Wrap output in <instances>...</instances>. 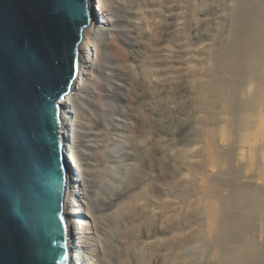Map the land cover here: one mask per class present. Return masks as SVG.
<instances>
[{"label":"bare ground","instance_id":"6f19581e","mask_svg":"<svg viewBox=\"0 0 264 264\" xmlns=\"http://www.w3.org/2000/svg\"><path fill=\"white\" fill-rule=\"evenodd\" d=\"M92 1L94 3V10L96 12V16H95V19L92 20L88 28H86L83 31L82 42L80 44V52H79V70L77 73V77L72 85L70 93H68V95H66L65 99L63 100L64 106H63L62 115H61L63 119V131H64L63 132L64 134L63 150L65 151L66 161L68 164V171H69V174L71 175V179L69 180L68 189H67V193L65 197L66 199L65 200V212L67 214L68 222L71 228V235H70V241H69L70 261L68 264H102L106 261L103 259L105 256V250L103 248H100V245H98L97 243H95V241L92 240V236H93L92 228L90 226L88 219L85 218L87 216L86 210L84 209L85 207L84 205V186H85L84 184L85 183L84 182L85 181H84L83 173H82L83 172L82 165L84 164L83 161L85 159V156L80 150L79 145L77 144V137H75L76 133L74 131L75 130V120H76L75 118L76 110L74 106H76L75 104H76V100L78 99L77 96H79L78 95L79 93H82L89 89L90 90L93 89V91L101 90L102 95L99 94L101 99L103 97H106L112 100L111 98L112 94H111L110 89L103 86V84L98 79L97 73L95 71L96 69L94 68L93 70V68H91L93 64L97 65L98 62L100 61L109 62L111 64L113 63L115 74L118 80L120 81L118 88H117L119 93H113V94L117 96V99L119 101H126L128 104L127 107H129V114L126 117V119H127L128 128L131 130V132H133L135 135L136 133H138L139 134L138 138L140 137L146 138L147 137L146 133H149V129H153L152 131L154 132L155 136L158 137L156 139H150L148 141V144L146 142V145H145V147L147 148L153 147L152 151L149 150V152L151 151L150 155L153 156L155 163L153 164L154 174L152 173V175H149L147 179L143 178V179H140L139 181L141 182V184H143V188L147 187V191H145L146 189L144 190L145 192H143L142 190L144 196L141 194L142 192L140 191L141 193L139 194L141 195L140 196L138 195V198L136 196L134 198V193H133L134 191H131L130 189H126L120 194L110 193L107 195V200L103 205V210H108V209L113 208V206L116 204V201L123 194L124 196H126L125 198H129L130 203H133V205H135L134 202L139 203V201L144 200V203H142V205L141 203H139L135 207L134 206L132 207V204L130 206L128 203L129 208H127L128 211L126 214L127 215L126 219L128 223L131 224L132 222H135L140 218L146 217L144 216L146 213V212L144 213L145 211L144 209L145 207L148 208L147 210H149V213H150V214L147 213L148 221L150 222V218L154 216L155 219L161 223L160 225L156 226L152 230V232L154 233L153 236L158 238L159 249L162 251V255H163V258L157 259L155 264H160L162 260L163 262L167 261L165 264H177V262L180 261L182 256L178 254L179 253L178 250H177L178 253L176 252V249L183 248L189 244L196 245V243L199 240L198 228L196 225L197 222L195 220L196 212L194 213L192 211H188V208L195 207L196 204H199L198 201L200 199L198 198L199 194L196 192L195 188L192 186V182L190 180L181 181L179 184L175 183V181L179 180L181 175H185V174L192 175L193 173L197 174L198 169L196 171V168H198V166L203 165V164L190 163L188 164L187 167L191 170H189L188 172H184V171H179V169L177 168L176 169L171 168L172 164L170 166V163L165 158V151H164L165 144L163 140L162 142L159 140V137L164 130V121H162V125L160 124L155 125L154 121H152L149 118V114L151 112L153 99L155 98L158 91H160V87L169 88V87H173V85L155 86L153 89H148L146 77H149V75L151 74V75L156 76V78L158 79L159 75L161 74L154 73L152 70L154 68L160 67L161 65H166L168 62L159 60V57L163 55V53L156 52L154 51V49L157 47H161L162 45L157 43L156 41H150V37L152 36V33L147 31V29L152 28L153 31L158 34L156 22L160 21L159 19L163 16H164V21L167 24L169 25L174 24L178 18L176 16L169 15V13L179 12L181 11V9L175 6L167 7V5L169 4L174 5L176 3L185 2V0H92ZM195 3H197L196 0H195ZM164 11L166 14H163ZM193 11H195V9H193ZM185 15L187 16L188 13L186 12ZM256 21L258 23L255 24V28H256L255 33L248 32L249 35H246L248 36V38L245 36L247 39V40L245 39L246 42L242 41L240 43V44L243 43V46H244V43L246 45L244 46L245 49L243 48L244 50H243L242 55H240L242 51H240L239 53V49H238L239 47L238 46L236 47V45L239 44V43H236L237 42L236 41L235 47L234 45L232 47H228L227 48L228 51H226V53H223V55L220 56V59H218L217 66L214 67L216 69L213 68V70H215L213 74L215 75V77H217V80L213 79L215 78L213 77L212 79L214 80V82L211 80L212 83L209 82L208 84L207 80H205L207 84H203L206 82H203V83L197 82L195 84L196 91L198 93H200V91H203L207 96L206 99L205 98L203 99L202 97L204 101L203 100L201 101V102H204V103H201L203 106L204 104L207 105V108H206L207 110L214 109V108H210L211 106L217 108L216 105L218 104L214 100L216 99V97L220 99V104H221L220 106H224L227 103V101H229V97H230L228 94L230 91L229 92L227 91V89L230 88V87L227 88L228 79L225 80L224 76L230 73H231L230 75L234 76V72L237 73L241 71V68H244L242 69V72L239 73V75L237 74V77L239 79L240 77L242 78L243 86L246 83H250L251 84L250 87H252L253 90L249 96L247 95V97H249L248 99L245 97L244 95L245 93L243 92L244 93L243 95L245 97V98L243 97L244 101L245 99H247L246 101L247 102L249 101V102L248 104H245L246 103L245 102L244 104L239 106V109L237 111L240 110L239 111L240 113L238 115L239 119H236L238 124L236 123L237 129L235 130H237L236 134H238V143L245 142V145L247 143L246 141L249 142L247 144H250V142L252 144V142H254L255 133L257 129L259 128L258 123H260V121L261 122L264 121V119L262 120V116H257L258 113L256 114V108H258V105L261 104L262 101H264V75H262L263 73L261 72L262 76L261 75L259 76V73H260L259 69L260 71H261V68L264 69V18L261 17V19L259 18V21L258 20ZM159 27L162 28L163 25H159ZM193 28L195 30H198L195 28V24H193ZM240 34L243 36L245 35L244 32ZM189 35L191 36L193 35V33L190 32ZM150 44L151 46H149ZM247 45H250V46L247 47ZM121 49L124 52L123 51L120 52ZM184 55H187V53H185ZM131 63H140L139 68H141V65L143 66L140 72L142 73V75L137 76L136 74H134L138 72L136 71L135 68L131 66ZM170 63H171L172 69H180V71L191 72L192 71L191 69H193L194 67V60L186 62L183 66H181V64L176 60H171ZM255 70H258V71L253 72ZM207 72H210V70L209 71L206 70V73ZM204 73L205 71L203 72V74ZM206 73L204 75L208 76L207 75L208 73L207 74ZM251 73H255L254 74L255 76L257 75L256 73H258L257 75L258 77L254 78V75H251ZM172 74L175 75V72H172ZM190 75H193L192 77H195L196 74L191 72ZM228 78H231V77H228ZM235 78L233 77L232 79H235ZM235 83H237V81ZM240 83L241 82H239V84ZM175 87H179V86L177 85ZM161 92L164 93L167 91H161ZM247 92L249 94L250 91H247ZM237 93L239 94V92ZM201 94L203 93L201 92ZM237 98L238 97H236V99ZM216 101L218 100L216 99ZM230 103L232 102L230 101ZM206 105L204 107H206ZM231 107H233V105ZM261 108L262 106L260 107V109ZM233 110H235V108ZM212 111L210 113H212ZM225 111L227 112V110ZM228 112L230 111L228 110ZM259 112H261V110H259ZM164 114H165L164 112L159 111L157 112V117L163 120ZM261 124L262 123H260L259 126ZM202 128H200L201 130L199 129V131L196 133V136H195V139L197 140L199 139L198 140L199 144L195 143L194 145V147H196L195 148L196 151H195V154L193 153L194 155L191 158V160L193 161L198 160L201 156L200 153L201 152L203 153L204 151V149L203 151H199L197 147H209L210 144H208L207 142L210 141V139L211 140L214 139L211 135L213 134L212 132L206 133L207 131H210L209 129L207 130V127L206 129L205 128L202 129ZM233 129L230 128L229 130H233ZM222 132L224 134L226 133V135H229L227 134L229 132H226V131H222ZM205 133L206 134L210 133V136H211V138L209 139V136L207 135L208 136L207 139H209L207 141L205 139H202L203 136H205L204 138H206V135H204ZM218 134H216V136L214 135L216 139H217ZM224 134H221V135H224ZM226 137L227 136L225 135L223 136V138L225 139V140L223 139L224 141L228 139ZM228 141L232 142L230 141V139ZM213 142H215V140ZM242 145L243 144H241V146L240 145H237V146L242 147ZM95 146L97 147L98 144H96ZM259 147L261 146L259 145ZM262 147L264 148V145H262ZM262 147H261V151H263ZM210 150H211L210 148L208 149V151L205 150L203 155L205 157L210 156L209 155L211 154ZM213 151L216 153L215 149L214 150L212 149V153L215 155ZM256 151H259L261 153L259 149ZM208 152L210 153L208 154ZM255 153L256 152L254 151V154ZM213 154L211 156H214ZM257 155H255V157ZM259 155L261 156L262 154H259ZM215 156L207 157V158H210L209 160L212 161V158L214 159L218 158V156L217 157ZM221 159H219V161ZM253 162L254 160L252 161V163ZM146 164H147L146 166H149V162ZM258 164L260 165V163ZM203 167L204 165L201 166L200 168H203ZM135 171L134 172L132 171L133 174L134 173L138 174V172H140L139 170H135ZM133 174H131V181H132V178L133 180L136 178L134 177ZM212 177L214 179L215 176H212ZM208 181L209 183L208 182L206 183L210 184L211 186V183H210L211 181L210 180ZM221 182L219 181V183ZM90 183H91L90 185L92 186L93 185L92 182ZM161 185H168V186L161 187ZM220 188H221V185H220ZM216 191L217 190L214 191V194L216 193ZM218 193L219 191L217 192V194ZM170 195L171 197H169ZM149 197L151 198L149 199ZM158 200H163L165 201V203H157ZM189 201H192L193 203L189 204ZM214 202H212L210 205L205 204L207 207L205 211L207 210L209 214L210 220L209 219L208 220L211 222L212 229L217 224V216H218V207L214 204ZM214 229H216V227ZM141 255L144 257L146 261H148L147 258H145L147 257L145 253H142ZM110 261L111 260L109 259L108 262L106 261V263L110 264Z\"/></svg>","mask_w":264,"mask_h":264},{"label":"rangeland","instance_id":"374dc122","mask_svg":"<svg viewBox=\"0 0 264 264\" xmlns=\"http://www.w3.org/2000/svg\"><path fill=\"white\" fill-rule=\"evenodd\" d=\"M196 2L197 4H201V3H206L207 0H196ZM225 2H227V0H225ZM247 2L256 4L259 2V0H247ZM254 13L256 17L255 19V24H256L258 23L256 20L259 21V18L261 19L260 9L259 8L254 9ZM163 14H166L165 11L163 12ZM196 14H197L198 19L203 20L204 15L206 13L203 10H201L197 12ZM238 16H239V12L237 10H233V17L237 18ZM159 20L160 21L164 20V16L161 17ZM244 26L245 25L241 24L239 19H236V27L234 28L232 35L228 39L221 40L218 44L213 46V50L210 53L202 50L200 53L196 54L197 56H203L204 59L194 60V67L193 69H191L192 71L191 70L190 71L192 73H195L196 75L195 77H192L193 75H190L191 72H188L191 78L190 85L188 88L182 89L181 93H175V90L173 92H164V93H162L161 91H158L155 98L153 99V102L166 100L174 96H180L182 93L192 95L193 93L191 89H196L195 84L197 82L203 83V82H206L205 80H207L209 84L211 80L213 82H214L213 79L217 80V77H215V75L213 74L215 71L213 70V68L217 66L218 59H220V56H222L223 53H226V51H228L227 48L232 47L233 45L235 47V44L239 43L238 45H236V47L237 46L239 47L238 48L239 53L240 51H242L240 54L242 55L243 50L245 49L244 46L246 45L244 43V46H243V43L242 44L240 43L242 41L246 42L247 40L246 37L248 38V36L246 35H249L250 33L247 30V27H244ZM200 27L203 28L204 25L202 24ZM242 32H244L245 34L244 36L240 34ZM239 36L240 37L242 36L243 38L242 37L240 38ZM210 40H211V37L205 36L200 41V43H203L207 47L209 46ZM250 45H247V47ZM122 51L123 50L121 49L120 52ZM100 62H98L97 65L93 64L91 68H93V70L94 68L96 69L95 71L97 73L98 79L103 84V86L110 89L111 94H112L111 95L112 100L106 97H103L101 99L100 97V95H102L101 90L93 91V89L91 90L89 89L87 91H84L78 94L79 96H77L78 99L76 100V104H75L76 106H74L76 110L75 111L76 120H75V130H74L76 133L75 137H77V144L79 145L80 150L85 156V159L83 161L84 164L82 165V171H83L82 173H83V178L85 181L84 182L85 183L84 184L85 185L84 186V205H85L84 209L86 210V213H87V216L85 218L88 219L90 226L92 228V234H93L92 240L95 241V243H97L98 245H100V248H103L105 252L107 249H110L112 247V244H115L117 246L120 245V240L112 239V236L109 235L110 232L113 235H116L118 233L114 232L113 230L123 229L125 227H127L128 229L136 230L138 232V236L134 237V239H137L143 245L147 246V248L144 251H142L141 254L147 252L149 249L154 251L156 253L155 256L150 257L147 255V257L145 258H147L148 261L150 260V264H155L157 259L163 258V255H162V251L159 249L158 238L153 236L154 233L152 232V230L153 228L160 225L161 223L158 222L154 216L151 218L149 217L150 222L148 221L147 213H149V210H147L148 212L143 210L144 213L146 212L144 216H146L147 218L146 217L140 218L137 221L132 222L131 224L128 223L126 219L127 217L126 214L128 211L127 208H129V205L131 206L132 204V207L137 206L139 203H141L142 205V203H144V200H141L143 202L139 201V203L134 202L135 205H133V203H130L129 198H125L126 196H124L123 194L116 201V204L113 206V208L108 209V210H103V205L107 200V195L110 193L120 194L124 190L130 189L131 191H134L133 192L134 198L135 196L138 198V195L140 196L141 194L144 196L143 192L147 191V187L143 188V184H141V182L139 181L140 179H143L145 175L147 177L149 176L147 175L148 166H146L147 165L146 163H148L149 161L141 160V158L135 152V144L128 142L130 137L135 136L138 138L139 134L136 133L135 135L128 128L126 117L129 114V107H127L128 105L127 102L119 101L117 99V96L113 94V93H119L117 88L120 83V81L118 80L115 74L113 63L111 64L109 62H104V61H100ZM206 64H208L209 66L205 67ZM139 65L140 63H131V66L135 68L138 73L141 72V68L143 67L141 65V68H139ZM242 69L244 68H241V71L237 73L234 72V76L230 75L231 73L228 74L230 76H228L227 74H226L227 77L226 75L224 76L225 80L228 79L227 88L228 87L231 88V89L228 88L229 90L227 89L228 92L230 91L228 93L230 97H229V101H227L228 104L226 103L224 106H220L221 105L220 99L216 97L218 101H216V99L214 100L218 104L216 105L217 108L211 106L210 108H214V109L207 110L206 109L207 105L204 104V106L206 105V107H204L201 104V103H204L201 101L204 98L206 99L207 97L206 94L203 91H200V93L196 91V95L199 96V99L196 101V103L200 104L204 109L207 110V112L209 111V113L213 110L212 114L216 113L218 110H222V113L225 117V119L223 120H219V121L212 120L211 122L205 121L202 123L201 128L203 127L206 129L207 127V130L209 129L210 131H207L206 133L212 132L213 134L211 135L214 138L211 140L210 133L209 134L205 133L204 135H206V138H204L205 136H203L202 139H205L206 141L210 139V141H208L207 143L215 147L213 146L211 147L209 145V147H197V148L199 151H203L204 149L203 153L205 152V150L208 151V149L210 148L211 154H209L210 152H208L210 156H206V158L214 157L216 155L215 157L218 156V158L217 159L212 158V161L216 160V162L218 163L221 157L223 159V156H220L221 154L218 153L216 146L219 144L220 140L224 139L223 138L224 135L227 136L226 138L228 139L225 141L226 143L220 144L219 146L226 147L229 150L230 155L234 156L237 160H243L245 162V167H247L248 164L249 166H252V168L254 167L253 172L248 173V174L250 177L256 176L258 179V174L261 171V166L264 165V155H261V156L259 155V154H262V152H264V148L262 147V145L264 144L257 143V141L264 138V124H263L264 121L263 122L260 121V123H262L260 126H259L260 123H258L259 128L257 127L258 129L255 133V139H254V142H252V144L255 147L251 144V142L250 144H247L249 143L248 141H246L247 142L246 145H245V142L238 143V134H236L237 130H235L237 129L236 127L238 124L236 119H239L238 115L240 113L239 112L240 110L239 111L237 110L239 109V106H241L245 102H246L245 104H248L249 101L247 102L246 100L249 97H247V95L249 96L253 90L252 87H250L251 86L250 83H246L243 86L242 78L240 76H239L240 79L237 77V74L239 75V73L242 72ZM262 69L263 68H261V71L259 69V72H260L259 76L261 75V72L263 73L262 75H264V69L263 70ZM206 70L207 71L210 70V72H207L208 73L207 74ZM204 71L208 76L204 75L205 73L203 74ZM257 71L258 70H255L253 72H257ZM254 74L255 73H251V75H254ZM256 74L258 75V73ZM209 75H211L212 77ZM257 75L256 76L254 75V78L258 77ZM228 77H231V78H228ZM233 77L234 78L236 77V78L232 79ZM236 81L237 83H235ZM207 82L203 84H207ZM239 82H241L240 83L241 85L239 84ZM234 90L235 91L237 90V91L235 92ZM247 91H250L249 94ZM201 92L203 94H201ZM237 92H239V94ZM243 94L247 98L245 99V101H244L245 97ZM236 97H238L240 100L238 98L236 99ZM235 99L238 101H236ZM230 101L232 103H230ZM169 102H172V101L169 100ZM261 104L258 105L259 109L256 108V114L258 113L257 116H262V120H263L264 119V116H263L264 115L263 113L264 101H262ZM232 105L235 108V110H233L234 108L231 107ZM261 106L262 108L260 109ZM184 107L185 109L188 108L187 105H185ZM225 110H227V112L229 110L230 111L228 112L229 114ZM259 110H261V112H259ZM159 111L165 113L163 120L157 117V112ZM187 117H188L187 111L182 112L180 109H177V108H169L166 104H163V103H156L155 107H153V103H152L149 118L152 121H154L155 125L157 124L162 125V123H158V122L164 121V130L162 134L160 135L159 140L161 142L162 140L164 141L165 158L170 163V166L172 164L171 168H174V169H176V167L174 166L172 158L169 155V151L171 149H177L179 150L180 155L183 156L190 149L196 148L194 147L195 143L199 144V141H198L199 139L198 140L195 139L196 133L199 131V129H197L196 131H193V128L195 127L194 124L185 123L183 126H180V121L186 119ZM230 128L231 129L234 128V129L229 130ZM173 129L175 130L173 131ZM222 131L229 132L227 133L229 135H226V133L224 134ZM216 132H218L219 134ZM216 134H218L217 139L215 137ZM221 134H224V135H221ZM207 135L209 136V139H207L208 137ZM146 136L150 137L149 139L146 140L147 144L150 139L158 138L157 136H155L153 131L151 132L149 131V133H146ZM140 138L143 139V137H140ZM229 139L232 142H229L228 141ZM214 140L215 142H213ZM96 144H98L97 147L95 146ZM241 144H243L242 147H240ZM237 145H240V146H237ZM259 145L262 147L263 151H261V147H259ZM255 148L256 150L259 149L261 153L259 151H256ZM148 149L152 151L153 147H148ZM212 149L213 150L215 149L216 153L213 151L215 155L212 153ZM254 151L256 152L255 154H254ZM150 152H149V155H150ZM193 153L195 154V151H192L190 153L189 159L192 158V156L194 155ZM203 153L201 152L200 154H203ZM257 153L259 156L257 155ZM212 154L214 156H211ZM255 155L257 156L255 157ZM253 160L254 162L252 163ZM258 163H260V165ZM201 166L203 165H200L198 166V168H196V171L198 169L197 174H201V172L203 173L204 167L200 168ZM187 168L188 167H182V168L180 167L179 171L188 172L189 170H191ZM135 170H139L140 172H138V174L136 173L133 174ZM151 172L153 173V165L151 166ZM220 173H219L220 175L219 174L217 175L216 173L212 174V176H215L214 177L215 180L213 179V177L209 179L211 181L210 182L211 186L210 184L206 183V182L209 183L208 180L205 181V183L209 185V187L214 188V189L211 188L213 192L217 190L215 195H217L219 199L214 200L215 202L214 201L213 202L218 207V216H217V224H216L218 226L216 225L214 226V228L216 227V229L213 228L215 230L214 232V230L211 228V222L209 221L210 220L209 214L207 210L205 211V209H207L205 204L202 208L198 209L199 211L198 210L195 211L196 213L195 212L194 213L196 215L195 214L194 215H195V220L197 222L196 225L198 228L199 240L196 243V245L189 244L183 248L176 249V252L178 250L179 253L178 252L177 253L182 256V258L180 259L179 262H177V264H264V201H263L264 193H260L259 191H257L261 187V185L256 182H253L251 184L248 183L247 181L239 182L235 174L233 173V171L228 167H224L223 171ZM131 174H133L134 177H136L134 180L132 178V181H131ZM219 181L220 182L222 181V182L219 183ZM90 182H92L93 184L92 186L90 185L91 184ZM220 185H221V188H220ZM218 191L219 193L217 194ZM169 197H171V195ZM198 202L199 204H203V201L201 200H199ZM200 211H202L203 213ZM106 217L111 218V219H105ZM109 239H112V244L108 243ZM109 259L112 260L114 259V257H110ZM166 262L167 261L163 262L162 260L160 264L162 263L165 264ZM104 263L108 264L106 263V261Z\"/></svg>","mask_w":264,"mask_h":264},{"label":"water","instance_id":"95a60500","mask_svg":"<svg viewBox=\"0 0 264 264\" xmlns=\"http://www.w3.org/2000/svg\"><path fill=\"white\" fill-rule=\"evenodd\" d=\"M80 2L0 0V264L70 261L71 175L61 115L79 70L83 31L96 16L93 1L84 0L80 17ZM46 97H60L55 131L42 112Z\"/></svg>","mask_w":264,"mask_h":264},{"label":"clouds","instance_id":"9594fccd","mask_svg":"<svg viewBox=\"0 0 264 264\" xmlns=\"http://www.w3.org/2000/svg\"><path fill=\"white\" fill-rule=\"evenodd\" d=\"M173 6L181 9L179 12L169 13V15L178 18L174 24L169 25L164 20L157 21L158 34L154 32L152 28L147 29V31L152 33L150 41H156L162 45L154 49L156 52L163 53V55L159 57V60L168 62L166 65H161L152 70L154 73L161 74L158 79L151 74L149 77H146L148 89H153L155 86L173 85V87L169 88L160 87V91L173 92L175 90V93H181L182 89L189 87L191 78L186 71L172 69L171 60H176L183 66L186 62L204 59L203 56H197L196 54L200 53L202 50L210 53L213 50V46L218 44L221 40L228 39L236 27V19H239L241 24L245 25L249 32L255 33L256 17L254 9L259 8L261 17L264 18V0H259L256 4L249 3L247 0H227V2H225V0H207L206 3L201 4L195 3V0H185V2L167 5V7ZM193 9H195V11H193ZM201 10L206 13L203 20L198 19L196 15V13ZM233 10L239 12L237 18L233 17ZM186 12L188 13L187 16L185 15ZM193 24H195V28L198 30L193 28ZM202 24L204 25L203 28L200 27ZM159 25H163V27L161 28ZM190 32H192L193 35L190 36ZM205 36L211 37L209 46L207 47L203 43H200ZM149 46H151V44ZM185 53H187V55H184ZM208 66V64L205 65V67ZM172 72H175V75H173ZM134 74L137 76L142 75V73ZM177 85L179 87H175ZM191 91L193 93L192 95L182 93L180 96L170 97L162 101H154L153 107H155L156 103H163L169 108H177L182 112L187 111L188 117L180 121V126H183L185 123L194 124L195 127L193 131L200 129L202 123L205 121L211 122L212 120L219 121L225 119L222 110H218L216 113L212 114L207 112L200 104L196 103L199 96L196 95V89H191ZM169 100L172 102H169ZM185 105L188 106L187 109H185ZM158 123H162V121ZM152 130L153 129H149V131ZM174 130L175 129H173V131ZM149 138L150 137H146L142 139L133 136L129 138L128 142L135 144V152L141 160L149 161L147 172L148 175H151V166L155 163V160L149 155V149L145 147L146 140ZM224 143V140H220L217 145L218 153L223 156V159L218 163L209 160L203 154H201L198 160L193 161L189 159L190 153L196 151L195 149H190L183 156L180 155L177 149H171L169 151V155L177 169L180 167H187L190 163H201L204 165L203 173L181 175L179 180L175 181V183L179 184L181 181L190 180L192 186L199 194V199L203 201V204H196L195 207H189L188 211L195 212L197 209L202 208L204 204L210 205L214 200L219 199V197L214 194L211 187L205 184V181L209 180L213 173L218 175L223 171L224 167L230 168L239 182L247 181L250 184L253 182L259 183L261 187L257 191L264 193V165L261 166L258 179L256 176L250 177L248 173H252L253 168L251 166L245 167V162L243 160H237L234 156L230 155L226 147L219 146ZM257 143L264 144V138L258 140ZM262 155H264V152H262ZM209 169L211 170L209 171ZM144 179H147V176H144ZM167 186L168 185H161V187ZM150 198L151 197H149V199ZM157 203H165V201L158 200ZM192 203V201H189V204ZM144 210L147 211V208ZM105 219L111 218L106 217ZM113 231L118 234L113 235L110 232L109 235L112 236V239H119L120 245L117 246L112 244V239H109L108 243L112 244V247L106 250L103 258L104 260L108 261L110 257H114V259L110 261V264H150V260L146 261L144 257L140 255L147 246L143 245L137 239H134V237L138 236L136 230L125 227ZM145 254L150 257L156 255V253L150 249L145 252Z\"/></svg>","mask_w":264,"mask_h":264},{"label":"snow or ice","instance_id":"6c2138e0","mask_svg":"<svg viewBox=\"0 0 264 264\" xmlns=\"http://www.w3.org/2000/svg\"><path fill=\"white\" fill-rule=\"evenodd\" d=\"M58 2L64 3V4H69L70 0H58ZM79 8H80V17H83L84 15V0H82V2L79 3ZM74 6H70L68 8V11L71 15H75L74 13ZM54 14H58V9H53ZM72 57H71V72H70V76L69 79L72 77ZM60 99V97H52L51 99H48L47 97L45 98V103L42 105V112L44 115V118L47 122H49L52 127L53 130H56L57 124H58V120H59V114L57 112V107H56V100ZM47 142L49 143V145L51 146L53 152H55L56 146H57V140L55 135H51L46 137Z\"/></svg>","mask_w":264,"mask_h":264}]
</instances>
